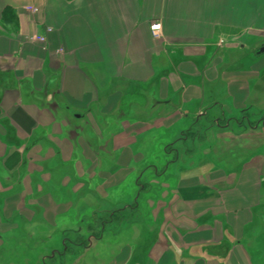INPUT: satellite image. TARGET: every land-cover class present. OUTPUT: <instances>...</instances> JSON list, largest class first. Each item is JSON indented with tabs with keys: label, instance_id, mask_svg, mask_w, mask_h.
I'll return each instance as SVG.
<instances>
[{
	"label": "crops",
	"instance_id": "crops-1",
	"mask_svg": "<svg viewBox=\"0 0 264 264\" xmlns=\"http://www.w3.org/2000/svg\"><path fill=\"white\" fill-rule=\"evenodd\" d=\"M262 46L264 0H0L3 248L13 236L63 245L89 178L104 194L124 180L103 170L108 159L128 169L162 147L170 162L165 147L204 115L215 122L255 108ZM218 172L178 178L150 264H264V154ZM132 252L109 264H127Z\"/></svg>",
	"mask_w": 264,
	"mask_h": 264
},
{
	"label": "rangeland",
	"instance_id": "rangeland-1",
	"mask_svg": "<svg viewBox=\"0 0 264 264\" xmlns=\"http://www.w3.org/2000/svg\"><path fill=\"white\" fill-rule=\"evenodd\" d=\"M246 63L247 61H244L240 64ZM258 96L263 103L260 108L264 110V94ZM258 96L251 103L255 108L250 110L254 109L256 113L259 110ZM261 109L260 112H262ZM258 115L260 118L263 116L262 113ZM190 117V122H194L195 116L188 118ZM210 119L208 117L206 121L204 120L205 122L202 121L198 125H189L182 131L181 139L176 138L178 137L176 131H169L170 141L177 139L174 144L165 147L166 152L172 154L170 162L165 161L166 156L163 154L162 147L158 151L154 148L150 151V153L153 152V156L150 157L154 159L147 161L143 157L144 159L139 162L130 163L128 169L133 171L127 175L128 169L118 170L117 167L115 169L117 163L106 157L108 162L103 163V170L112 173L122 171L125 178L119 185H115L116 187L107 189L106 194L98 186L99 183L89 178L88 193H85V201H82L83 203L79 206L83 208L80 212H83V216L74 230L63 235V245L60 246L56 242V246L53 247L43 239L38 242L39 246L34 248L27 241L14 242L12 239L15 237L11 235L12 239L5 244L4 248V245L0 244V250L3 249V254L0 256L3 264H109L113 255L129 249H133V255L127 264H150L148 255L159 241L165 218L163 214L165 210L168 211L167 208L172 200L171 191L178 178L192 175L195 170L202 173L216 170L219 171L218 173L233 174L238 167L256 157L260 152L264 154V131L260 126L256 129H248L245 126L240 128L230 124L225 128L222 124L212 125L214 117L211 121ZM114 121L113 119L110 124L115 125ZM208 121L210 123L206 124ZM254 125L258 126V123ZM166 136L157 134L153 141L156 142L155 144H165L168 140V135ZM140 146L137 145V149ZM151 166H154L157 171H154V168L151 169ZM162 170L167 171L163 174ZM137 173H143L140 182L147 183L144 184V190L136 188ZM71 215L73 212L69 213V217ZM108 215H113L114 219L111 223L103 225ZM69 221L76 222L73 219ZM102 230H104L105 241L101 244L95 241L89 252L84 251L96 240L95 235ZM166 243L170 245L168 239ZM64 247L67 254L62 256ZM135 251H137L136 254ZM123 260L126 259L123 258Z\"/></svg>",
	"mask_w": 264,
	"mask_h": 264
},
{
	"label": "flooded vegetation",
	"instance_id": "flooded-vegetation-1",
	"mask_svg": "<svg viewBox=\"0 0 264 264\" xmlns=\"http://www.w3.org/2000/svg\"><path fill=\"white\" fill-rule=\"evenodd\" d=\"M252 109V107L250 106H247L245 109L239 111L238 113H234L232 116L230 117H225L224 115H221L218 117L217 121L215 122H211L212 125H219L220 121H222V125H224L225 128H227L230 124H233V125H236L237 127H246L248 129H256L258 128L259 126L263 129L264 131V111L260 112L258 111L257 113L255 112V110L253 109L252 111H250ZM262 113V117L260 118V114ZM240 116H239V115ZM204 119H208V115H204L203 117ZM215 119H213L212 121H214ZM254 123H258V126H255ZM183 134V133H182ZM180 138H183V137H180ZM170 146V145H169ZM167 148V147H166ZM166 148H165V151H166ZM154 168V171H157V169L155 170V167L151 166V169ZM143 171V170H142ZM163 171V170H162ZM167 170L163 171L165 174ZM144 172V171H143ZM158 173V172H157ZM143 176V173H137L136 177H135V185H136V188L139 190H144L145 189V185L144 184H147V183H142L140 182V179L141 177ZM137 203H135L136 205ZM131 208V207H130ZM110 216V215H108ZM113 216V215H111ZM109 218V217H107ZM106 221V220H105ZM106 225V224H105ZM103 232V230H102ZM65 247L63 248V252H65Z\"/></svg>",
	"mask_w": 264,
	"mask_h": 264
},
{
	"label": "built area",
	"instance_id": "built-area-1",
	"mask_svg": "<svg viewBox=\"0 0 264 264\" xmlns=\"http://www.w3.org/2000/svg\"><path fill=\"white\" fill-rule=\"evenodd\" d=\"M150 30L152 32L153 37H155V38L159 37L160 25L158 23L152 24L150 27ZM37 39L41 40V41L44 40V38H42V37H37Z\"/></svg>",
	"mask_w": 264,
	"mask_h": 264
},
{
	"label": "trees",
	"instance_id": "trees-1",
	"mask_svg": "<svg viewBox=\"0 0 264 264\" xmlns=\"http://www.w3.org/2000/svg\"><path fill=\"white\" fill-rule=\"evenodd\" d=\"M109 218L103 223V225L105 224H108V223H111L113 221V216H108ZM102 234V231H100V233L98 235H95V239H98L99 236ZM148 247V246H147ZM147 250V249H146ZM137 251H135V254H136ZM67 254V251H65L64 253H62V256L63 255H66ZM51 260V259H50Z\"/></svg>",
	"mask_w": 264,
	"mask_h": 264
},
{
	"label": "water",
	"instance_id": "water-1",
	"mask_svg": "<svg viewBox=\"0 0 264 264\" xmlns=\"http://www.w3.org/2000/svg\"><path fill=\"white\" fill-rule=\"evenodd\" d=\"M264 52V46L255 51L256 55H260Z\"/></svg>",
	"mask_w": 264,
	"mask_h": 264
}]
</instances>
